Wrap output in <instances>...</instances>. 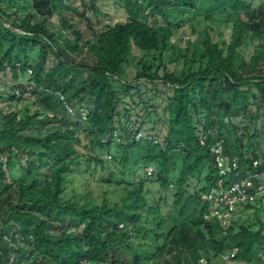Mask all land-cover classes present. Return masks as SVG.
<instances>
[{"label":"trees","instance_id":"trees-1","mask_svg":"<svg viewBox=\"0 0 264 264\" xmlns=\"http://www.w3.org/2000/svg\"><path fill=\"white\" fill-rule=\"evenodd\" d=\"M7 1L0 0V100L8 103L0 111V264H216L233 248L230 262L264 264L259 217L258 230L204 217L211 190L238 178L214 168L216 141L239 170L255 160L264 170V1L182 0L173 9L170 0H129L124 21L88 39L61 13L53 24L49 1L32 0L36 14L24 18L7 12ZM172 10L208 24L192 27L186 53L169 63L157 13ZM216 19L227 33L215 30ZM140 85L164 98L162 139L122 120L120 104L130 97L138 107Z\"/></svg>","mask_w":264,"mask_h":264},{"label":"rangeland","instance_id":"rangeland-1","mask_svg":"<svg viewBox=\"0 0 264 264\" xmlns=\"http://www.w3.org/2000/svg\"><path fill=\"white\" fill-rule=\"evenodd\" d=\"M32 0H8L6 3L2 5L6 7L7 12L12 13L16 12L19 18H24L29 14L35 15V7L32 9L31 7ZM49 1L51 5L57 6V10L54 11V15L51 16V22L55 23V16L57 13H61L64 16L71 18L76 27L80 28L83 33V38H93L94 31L99 32L107 25L114 24L116 22H122L125 20L127 12H126V4L129 0H95L96 9L93 8L91 0H44V2ZM170 4L168 8L174 7H182L183 1L182 0H170ZM264 0H253L252 6L256 7L261 4ZM218 6V5H216ZM8 8V9H7ZM42 9L46 11L47 6L43 5ZM34 10V11H33ZM217 10V9H216ZM203 11L199 13V15H203ZM32 20H37L39 17L35 16ZM157 17L159 19V25L157 29L159 30V36H166L168 38V51L163 53V58L165 62L169 63L172 60L178 58L181 54L186 53V49L189 44V40L193 37L194 33H196L192 27H195L198 31L202 29L203 26L208 24L205 22L203 17H192V13L190 10H186L182 14L177 13L176 11H170L168 17H164L162 13H157ZM191 19V20H190ZM169 24L177 25L179 28L176 27H169ZM213 26L215 30L224 31V23L220 19L213 20ZM165 27V28H162ZM168 27L170 28L169 31L165 29ZM56 30V28H55ZM214 34L215 31H211ZM172 33V34H171ZM203 35V33H202ZM174 46V48H172ZM161 47V44H160ZM31 50H34L31 48ZM37 49L34 50L32 57H37ZM158 52H160L158 50ZM157 52V53H158ZM182 52V53H181ZM143 55H140L142 57ZM182 65L180 63L179 67ZM131 70V77L134 76L137 70V63L133 62L132 65L128 68ZM10 84V83H9ZM3 84L0 82V93L2 92ZM17 93V92H16ZM19 93V92H18ZM26 94V95H24ZM159 92L156 90H151L149 87H145L144 85H140V87L134 90V100L137 102L138 107L132 108L130 101V97L125 98V102L120 104V109L122 112V120L125 121L124 117L131 118L130 120L134 121L137 127H140L142 132H147L149 136L151 135H158L160 139H162V135L167 130L166 126L164 125L166 122L165 119V110H164V98L162 95H158ZM22 95L27 96L26 99L33 100L34 97L30 96L28 92L23 93ZM159 97H158V96ZM85 105V104H84ZM83 104L81 105L82 111H87V107ZM8 110V103L7 100H0V111L1 110ZM81 114H84L81 112ZM235 122L242 127V123L240 119H236ZM141 133V132H140ZM84 144V141H83ZM82 146L79 150H84L85 147ZM114 155V154H113ZM112 154L107 156V160L111 159ZM98 174L102 176V173L99 171V167H97ZM124 172H128V168L123 169ZM122 176V175H121ZM121 176L117 179L121 180ZM124 180V179H123ZM74 186V185H73ZM82 189H79L77 192H81ZM252 208H247L246 205L238 206L237 211L233 217V223L237 228L240 225H249L252 228L258 230L260 229V224L257 221V217L262 221L264 224V195H261L257 198L256 202L252 204ZM262 232L264 233V227L262 228ZM137 244H151V238L147 241H143L142 239H137ZM152 244H155L154 241ZM235 249H229L228 252H224L220 259L218 258L215 263L216 264H234L230 262L229 259L225 260L222 256L231 255ZM243 264V263H238Z\"/></svg>","mask_w":264,"mask_h":264},{"label":"built area","instance_id":"built-area-1","mask_svg":"<svg viewBox=\"0 0 264 264\" xmlns=\"http://www.w3.org/2000/svg\"><path fill=\"white\" fill-rule=\"evenodd\" d=\"M16 95L19 96L20 94L17 92ZM24 95L22 97L26 99L27 96ZM60 99L63 101L66 111L70 114L74 113L75 109L66 102L62 95H60ZM81 116L85 118L84 114ZM141 135L140 132H137L136 137L139 138ZM211 153L214 158V168L220 176L238 177L226 188L212 189L207 197L209 210L204 215L205 219H215L222 228L226 229L230 226L238 206L254 204L259 196L264 195V170L258 169L261 165L259 160L253 161L252 168L239 170L236 157H230L225 153L221 141H216L212 145ZM234 251L236 252V249ZM233 254L222 257L227 260ZM262 258L264 260V256Z\"/></svg>","mask_w":264,"mask_h":264},{"label":"water","instance_id":"water-1","mask_svg":"<svg viewBox=\"0 0 264 264\" xmlns=\"http://www.w3.org/2000/svg\"><path fill=\"white\" fill-rule=\"evenodd\" d=\"M17 31V30H16ZM18 32H20V31H18Z\"/></svg>","mask_w":264,"mask_h":264}]
</instances>
